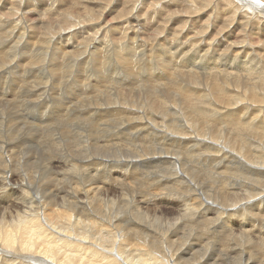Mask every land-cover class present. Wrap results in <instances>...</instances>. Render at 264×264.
Segmentation results:
<instances>
[{"label": "bare ground", "instance_id": "obj_1", "mask_svg": "<svg viewBox=\"0 0 264 264\" xmlns=\"http://www.w3.org/2000/svg\"><path fill=\"white\" fill-rule=\"evenodd\" d=\"M40 1L2 0L0 48L12 43L13 49L9 47L12 52L5 59L3 48L1 73L20 60L26 70L37 69L52 48L57 55L51 53L50 62L56 69L62 68L58 58L87 64L91 60L100 67L113 56L112 63H121L123 73L136 72L139 81L135 85L124 73L128 83L134 82L126 87L124 78H111L114 70H104L94 86L86 85L87 91L81 86L53 109L52 123L71 119L65 123L71 135L74 119L81 122L73 127L77 129L96 113L98 134L90 135L88 144L101 149V156L55 152L56 130H48L41 120L28 130L25 122V131L32 133L23 137L22 121L13 123L8 117V125L0 108V196H6L0 204L10 201L16 186L19 190L13 214L0 212V264H264V240L259 241L264 238V0H53L45 8ZM76 7L81 11L73 13ZM33 9L42 17H32ZM82 12L96 17L88 19ZM105 14L111 15V23L102 19ZM81 21L85 26L80 28ZM128 38L132 40L127 43ZM135 44L142 46L139 52ZM156 52L158 64L153 67ZM160 85L175 98L174 106L160 94ZM36 87L28 86L26 102L43 101L48 95ZM143 88L150 90L154 104L142 100ZM99 121H105L104 128ZM112 131L101 139L103 145L94 142ZM67 133H61L64 141L76 147L82 132L72 141ZM139 140L148 146L142 148L146 143L140 146ZM83 142L78 141L80 146ZM192 148L200 151L198 156L204 151L211 155H202L204 170L190 166ZM157 162L170 164V169L152 178L147 184L151 188L141 183L142 168ZM57 163L63 169L55 170ZM197 172L207 177V186L193 174ZM233 174L241 179L235 175L237 179L230 180ZM150 203L153 212L148 211ZM167 208L175 213L161 218L157 211L164 215Z\"/></svg>", "mask_w": 264, "mask_h": 264}, {"label": "rangeland", "instance_id": "obj_2", "mask_svg": "<svg viewBox=\"0 0 264 264\" xmlns=\"http://www.w3.org/2000/svg\"><path fill=\"white\" fill-rule=\"evenodd\" d=\"M31 1V3L33 2L34 3V1L33 0H30ZM46 1V2H45ZM52 2L53 0H44V1H40V3H38V5H41V7L43 6V8H45V5H47V4H49L48 6H50L51 5V3L50 2ZM45 3V4H44ZM2 4V0L0 1V5ZM37 4V3H36ZM7 7V9L10 7L9 5H7L6 6ZM40 7V11H42L43 10V8H41ZM121 7V6H120ZM119 7V8H120ZM54 8H55V5H54ZM27 9H30V8H26V10ZM6 11V10H5ZM33 15H32V17H34V18H39V17H42V15H36L37 14V12H38V10L36 11V9H33ZM78 11H81V8H79V7H76L72 12L73 13H76V12H78ZM84 17L85 16H87V18L88 19H94L96 16H95V14L96 13H84V12H82L81 13ZM109 16V17H108ZM4 17V16H3ZM3 17H2V19H3ZM2 19H0V21H2ZM102 19H104V21H108V22H112V17H111V15H107V14H105V16L104 17H102ZM107 19V20H106ZM174 19V17L171 19V21ZM81 24L80 25H78V27H84L85 26V23L83 22V21H81L80 22ZM114 23V22H113ZM57 25H59V23L57 24ZM133 27H136V28H139V27H137V25L136 24H133L132 25ZM149 26V25H148ZM175 26V25H174ZM154 28H156L157 26L155 25V26H153ZM153 28V29H154ZM146 29V28H145ZM51 30V27L49 26V28H48V31H50ZM148 31H151V30H148ZM38 32H39V28L37 29V34H38ZM143 32V31H142ZM144 33V32H143ZM153 33V32H152ZM34 34V33H33ZM41 34V33H40ZM40 34H39V36L37 35V39L40 37ZM145 34V33H144ZM83 36H84V34H83ZM11 37H12V34H11ZM166 38V37H162L161 35L159 36V38ZM33 38H34V35H33ZM126 40V42L128 43V42H131V40L128 38V40L127 39H125ZM130 40V41H129ZM137 43H139V42H137ZM11 44L12 43H10L9 45V47H11L10 49L12 50L13 49V45L11 46ZM140 44H142V43H139V45ZM161 44H165V42H161ZM173 44H175V43H173ZM35 45V44H34ZM136 45L137 44H135V51H140L141 50V48H142V46L138 49V47H136ZM36 46H37V44H36ZM9 47H1L0 48V54L1 55H3V51L4 50H6V49H4L3 50V48H7V50L5 51V52H7V53H5V55L6 56H3V57H5V59L8 57V55L10 56V54H11V52L12 51H10V49H9ZM179 47V45L177 44L176 46H175V48L173 49V52L175 51V49L176 48H178ZM74 48V47H73ZM19 49V48H18ZM33 49H35V48H33ZM10 51V52H9ZM21 50L19 49V52H20ZM2 52V53H1ZM137 52V53H138ZM51 53H53V56L54 57H56V55H57V51L56 50H54L53 52H52V48H50V50H49V52H48V54L46 55L47 57L45 58V61L46 62H44V66L43 65H39L38 64V66L37 67H39V68H41L42 69V71L44 72V74L42 73V72H40L41 71V69L39 70V68H37L36 69V67L34 68V67H32V68H30V70H28V68H27V70L25 69V67H24V64H23V62H21V60L20 61H18L17 63H16V65L14 64L13 65V67H11L10 69H12V70H7L5 73H1L0 72V77H2V78H0V103H1V110H2V112L6 115V117H4V121H6V123L8 124V123H10V124H12V119L14 120L13 121V123H15V122H20V121H22V122H20L23 126V130H22V133H21V136H23V137H25L26 135H28V134H30V133H32L31 132V130H29V131H27L31 126L33 127L34 126V124H33V122L35 121V120H41V121H45V126H47V129L48 130H51V129H54V131H55V133H56V137H55V143H54V145L55 144H58V146L56 145V146H54L53 144V146H54V148H55V152H60V153H62V152H64V150H66L64 153H62V154H64V155H66V156H68V155H70V154H72V155H74V156H79V155H81V154H90L91 152L93 153V152H95L94 154H93V156H101L100 155V153H102V150L101 149H96L92 144L90 145V144H88V142H89V136L90 135H94V134H98V132H96L95 130V128H94V125L96 124V117H97V114L96 113H94L93 115H92V119L89 117V119L87 120V121H85V122H83L84 123V128L83 127H76L77 129H74L75 128V124H76V122H80L78 119H74L75 121V123L73 122L72 123V130H74V132H73V134L71 135V134H68L67 132H65V130H66V127H65V123L67 122V121H70L67 117L66 118H64L63 119V121H57V122H55V123H52L51 121H52V119H50V117L54 114L53 113V109H55V107L56 106H58L60 103H62V101H65V99H66V97L65 96H67V99L69 98V97H72V95H74L75 94V90L76 89H78V88H80L81 86H84L83 88H86L84 91H87L88 89H89V87H91V86H94V84L95 83H93V81L94 82H96L97 80H98V76L105 70V72L108 74L109 72H111V71H113L114 70V74L113 75H115V76H112L111 75V78L112 79H119L120 77H122V78H124L126 81H125V83L127 84L126 85V87H129V86H131L132 85V83H134V82H131L130 81V83H128L127 81H129V79H128V77L131 79V77H133L134 78V80H135V85H137L138 84V81H139V79L137 78L138 77V75L136 74V72H135V76L131 73H129V72H126L125 70V72L124 73H126L127 75H128V77L127 76H124V73H123V69H122V67L120 66V64H118L119 66H116L115 64H114V61H113V63H112V60L113 59H110V58H113V56L111 57H109V58H107V60H105L107 63H105L104 65H102V66H100V67H97L91 60H89L88 61V64H87V62L86 63H84V62H82L81 60H79L78 59V61H76V62H70V59L68 60V58H66V57H64V58H61L62 60H60V58H58L57 60L59 61V62H63V61H66V62H63V64H65V65H63V64H59V67H62V68H58V69H56L54 66H52V64L54 63V61H52V63L50 62L51 61V58H50V54ZM177 55H179V53H176ZM175 54V55H176ZM0 55V56H1ZM52 55V54H51ZM157 55H158V52H156V53H154V55L152 56V59H151V64H152V62H153V64H152V66L154 67V66H156L158 63V60H157V58H155V57H157ZM26 55H24L22 58H24ZM153 57L155 58V61H156V63L153 61L154 59H153ZM163 58L165 57V56H162ZM21 58V59H22ZM162 58V59H163ZM31 59V58H30ZM64 59V60H63ZM65 59H67L68 60V64H67V60H65ZM32 60H34V59H32ZM77 60V59H76ZM111 60V63L109 62ZM91 61V62H90ZM48 62H50L51 63V65L48 63ZM82 62V63H81ZM70 63H72V65L70 64ZM69 64H70V69H69ZM77 64V65H76ZM87 64V65H86ZM94 66H92V65ZM110 64V65H109ZM111 64H113V65H111ZM18 65V66H17ZM22 65V66H21ZM48 65V66H47ZM61 65V66H60ZM66 65L68 66V68H66ZM86 65V66H85ZM106 65V66H105ZM108 65V66H107ZM15 66H17L18 68H16ZM51 67V69H52V71L50 70L48 73H47V71L49 70L48 69V67ZM63 66H65V67H63ZM89 66V67H88ZM115 66V67H114ZM15 67V68H14ZM22 67V68H21ZM45 69H44V68ZM49 67V68H50ZM81 67H83V69L85 70V74H84V70L81 68ZM97 69H96V68ZM116 67H118V68H116ZM22 69V70H20V69ZM24 68V69H23ZM48 70H47V69ZM64 68H66L65 70H64ZM79 68H80V70H82V71H79ZM86 68V69H85ZM88 68H90V69H88ZM94 68V70H93V72H91L90 70L91 69H93ZM102 68H103V70H102ZM32 69V70H31ZM63 69V70H62ZM76 69V70H75ZM34 70V71H33ZM73 70V71H72ZM74 70H75V72H74ZM101 70V72H98V71H100ZM172 70V69H171ZM11 71L12 72H14V73H11ZM21 71V72H20ZM22 71H24L23 73H22ZM27 72V74H25L26 72ZM34 72V73H36V75H30L32 72ZM38 71V72H37ZM66 71H67V73H66ZM72 71V72H71ZM77 71H79V72H77ZM88 71V72H87ZM173 71V70H172ZM51 72V73H50ZM53 72V73H52ZM64 72V74L66 75L65 77L68 79V80H66L65 79V77L64 76H61L62 75V73ZM68 72H70V73H68ZM77 72V73H76ZM99 74H98V73ZM29 73V74H28ZM38 73V74H37ZM47 73V74H46ZM50 73V74H49ZM81 73H83L82 74V78L80 77L81 76ZM90 73V74H89ZM97 73V74H96ZM117 75H116V74ZM4 75V76H2V75ZM10 74V75H9ZM19 76V78L17 77V75ZM25 74V75H24ZM40 74H42L41 76H40ZM89 74V75H88ZM119 74V75H118ZM138 74L141 76V77H145V75L143 74V72H138ZM142 74V75H141ZM39 75V77H40V79H38L39 77H36V76H38ZM54 76V79L52 78L53 76ZM68 75V76H67ZM86 75V76H85ZM93 75V76H92ZM95 75H96V77H95ZM170 75V74H169ZM15 76V77H14ZM30 76V77H29ZM46 76V77H45ZM56 76V77H55ZM76 76V77H75ZM92 76V77H91ZM9 77V78H8ZM24 77V78H23ZM26 77V78H25ZM42 77H43V80H42ZM83 77H85V78H83ZM114 77V78H113ZM15 78V79H14ZM27 78H28V80H30V81H28L27 80ZM30 78H32V79H30ZM47 78V79H46ZM50 78V79H49ZM57 78L58 79H60V80H62V78H63V80L62 81H60V80H57ZM77 78H79V79H77ZM23 79V80H22ZM94 79H96V80H94ZM16 80V81H15ZM24 80H26L25 82H26V84H24V83H21V82H23ZM32 80H33V83H32ZM34 80H36L35 82H34ZM37 80H41V82L43 81V83H42V86L39 84V83H41V82H39L38 81V83H36L37 82ZM54 80H56L57 82H55ZM46 81V82H45ZM50 81V82H49ZM63 81H64V84H63ZM66 81H68V82H66ZM11 82V83H10ZM27 82H28V84L29 83H31V85L29 84H27ZM47 82H48V84H47ZM61 82H62V84H61ZM5 83V84H4ZM7 83V84H6ZM46 83V84H45ZM70 83H71V86H70ZM22 86L23 84L24 85H26L27 86V89H29L30 88V86H33V87H36V85L38 86V85H40V86H38V87H36L35 89H37V88H42L40 91H38V92H41V91H43V92H46V93H44V94H47L48 93V95L45 97V98H43V101L41 102V101H33V102H35V103H32V102H30V101H32L33 99L31 98L30 99V101L29 102H26V99H27V97H29L28 96V91H27V89H24L25 87L24 86H22V88H21V86ZM35 86H34V85ZM43 84H45V86L43 85ZM53 84L55 85V86H53ZM59 85V86H58ZM86 85H89V87L88 86H86ZM3 86V87H2ZM8 86V87H7ZM10 86V87H9ZM28 86H29V88H28ZM67 86V87H66ZM69 86V87H68ZM24 87V88H23ZM45 87H47L46 89H45V91H44V88ZM15 88V89H14ZM65 88V89H64ZM17 89H19V90H17ZM70 89H72V90H70ZM14 90H17V91H14ZM67 90V91H66ZM68 90H70V91H68ZM142 90H144V88L142 89ZM158 90L160 91V94H164V96H166V98H167V104L169 105V106H171V105H173L174 106V104H176L177 102L175 101V98L172 96V95H168V94H166V86L165 85H160L159 87H158ZM27 91V92H26ZM58 91V92H57ZM82 91V90H81ZM23 92H25V93H23ZM61 92H63V93H61ZM68 93V94H65V93ZM71 92V93H70ZM146 92V93H145ZM148 92V93H147ZM150 92V90L149 89H146V90H144L143 91V95H148L147 97L149 98H147L146 96H143V98H142V100L144 101V102H146V104H148L149 106L150 105H152V103H153V101H152V99L154 100V96L151 94V93H149ZM164 92V93H163ZM20 94L21 96H18V95H16V97H14L13 95L14 94ZM61 93V94H60ZM64 94V95H63ZM71 94V95H70ZM142 94H141V97H142ZM155 94H157V93H155ZM26 95H27V97H26ZM60 95V96H59ZM63 95V96H62ZM88 95V94H87ZM11 96H13V98H15L14 100L13 99H11L12 101V103L10 102V98H11ZM57 96V97H56ZM149 96H151V98L149 97ZM152 96H153V98H152ZM18 97H19V100H20V98H25V99H22L21 101H19V100H17V102H18V104H16L17 102L15 101L16 99H18ZM62 97V98H61ZM145 97V98H144ZM2 98H4V99H2ZM60 98V99H59ZM63 98H65L64 100H63ZM7 99H9V104L7 103V102H5ZM67 99H66V101H67ZM145 99V100H144ZM147 100V101H146ZM149 100H151V103H150V101ZM8 101V100H7ZM15 101V102H14ZM22 101H24V102H22ZM56 101H57V103H56ZM149 101V102H148ZM84 102H87V99L84 101ZM5 103H6V105H5ZM15 103V104H14ZM20 103V104H19ZM29 103V104H28ZM59 103V104H58ZM7 104L9 105V106H7ZM23 104V105H22ZM154 104V103H153ZM13 107V105H16L15 107H13V108H15V109H13V108H8V107H11V106ZM46 106V108L44 107V106ZM2 106H5V107H7V109L9 110V109H11V110H9L10 111V113H9V115H7L8 114V110L7 109H5V110H3V108H5V107H2ZM20 106H22V108L20 107ZM23 106L25 107V109L26 110H24L23 109ZM43 108H42V107ZM19 107V108H18ZM20 109V110H19ZM47 109V110H46ZM63 109V108H62ZM67 109V110H66ZM65 109V111L66 112H68V107ZM15 110V111H14ZM37 110H39L38 112H40L39 114H38V112H37ZM12 111V112H11ZM16 111H17V113H19V114H17L16 113ZM19 111V112H18ZM24 111V112H23ZM31 111V112H30ZM15 115H14V114ZM69 113V112H68ZM24 116H23V115ZM16 115H18V117H16ZM26 115H27V118H25L26 117ZM45 115V116H44ZM10 116H11V118H10ZM23 116V117H22ZM31 116V117H30ZM33 116H35V117H33ZM48 116V117H47ZM9 117V118H8ZM20 117V118H19ZM22 117V118H21ZM71 117V116H70ZM94 117H95V119H94ZM7 118L8 119H10L9 120V122H8V120H7ZM42 118V119H41ZM165 118H167L168 119V115H165ZM6 119V120H5ZM20 119H22V120H20ZM28 121H27V120ZM91 119V120H90ZM16 120V121H15ZM18 120V121H17ZM25 120V121H24ZM66 120V121H65ZM30 121V122H29ZM65 121V122H64ZM93 123H92V122ZM29 125V127H28V125H26V123ZM64 124H63V123ZM87 122V123H86ZM89 122V123H88ZM100 123H99V125H100V127L99 128H101L102 129V127L103 126H105V124L104 123H102V122H105V121H99ZM6 123H5V125H6ZM30 123H32L31 125H30ZM43 123V122H42ZM47 123H48V125H47ZM50 123V124H49ZM81 123V122H80ZM95 123V124H94ZM52 124V125H51ZM54 124V125H53ZM92 124H93V126H92ZM9 125V124H8ZM28 127L27 128V132L25 131V129L24 128H26V126ZM62 125V126H61ZM91 125V126H90ZM37 127L40 129V128H42V127H44V125H37ZM74 127V128H73ZM91 127V129L89 130V128ZM60 128H62V130H63V132L66 134H68V135H71V141H72V139H73V137L72 136H74V134L78 131V132H82V137H80V138H76V147H74V145L72 144H70V146H69V144H67V141L65 142L64 141V135L65 134H61V133H63V132H61L62 130L60 129ZM83 128V129H82ZM104 128V127H103ZM87 129H88V132H87ZM24 131H25V135H24ZM59 131V132H58ZM91 131V132H90ZM28 133V134H27ZM58 133V134H57ZM91 133V134H90ZM100 134L102 133V131H100L99 132ZM112 133L114 134L115 133V131H112V132H104L103 133V135H102V137L101 138H99V139H97L96 141L94 140V142H98L99 143V145H103L104 144V141L103 140H101L102 138L103 139H105V138H107V137H110L111 135H112ZM58 135V136H57ZM62 137H61V136ZM80 135V136H81ZM150 135H152V134H145V136L146 137H150ZM39 136H42L41 134L39 135ZM60 137V138H59ZM114 137V136H113ZM88 138V139H87ZM61 139H63V140H61ZM85 139V141L86 142H83V143H85L83 146H80L79 145V143H78V141L80 140V141H82V140H84ZM58 140H59V143H58ZM88 140V141H87ZM159 140V138H156V141H158ZM57 141V142H56ZM62 141V142H61ZM102 141V142H101ZM44 143H45V145H46V147H47V141H43ZM141 141L139 140V145L140 146H142L143 144H145V146L143 145L142 146V148L143 147H145L146 148V146H148V143L147 142H141L142 143V145H141V143H140ZM61 143H63V144H61ZM77 144H78V146H77ZM60 145V146H59ZM65 145H68V146H66L65 147ZM59 147L60 148H62V149H60L59 150ZM65 147V148H64ZM74 147V148H73ZM78 147V148H77ZM80 147V148H79ZM84 147V148H83ZM114 147H117V146H114ZM71 148V149H70ZM73 148V149H72ZM75 148H77V149H75ZM82 148V149H81ZM88 148V149H87ZM91 148V149H90ZM69 149V150H68ZM94 149V150H93ZM188 149H190V148H188ZM74 150V151H77V152H72V151ZM85 150V151H84ZM88 150V151H87ZM97 152H96V151ZM174 150L176 151V153H177V149L176 148H174ZM192 150H195V151H193V156L191 157V159H190V166L191 167H194V168H196V169H198L199 167H200V163H202V160H203V158H204V156L206 155V156H211L210 154H208L207 152H202L201 154L202 155H204V156H202V155H200V156H198L199 154H200V151L199 152H196L197 150L195 149V148H192ZM62 151V152H61ZM68 151H70V152H68ZM91 151V152H90ZM100 153H99V152ZM181 151V150H180ZM182 151H184L183 149H182ZM85 152V153H84ZM87 152V153H86ZM196 152V153H195ZM76 153H78V155L76 154ZM91 153V154H92ZM110 154H111V152H110ZM195 154V155H194ZM181 155V154H180ZM198 157H197V156ZM182 158H184L183 156H185V154L184 153H182ZM69 157V156H68ZM195 158V159H194ZM206 162V161H205ZM193 163V164H192ZM57 164H59V165H57V166H55L56 168H54L55 170H60V169H63V164L62 163H57ZM166 164V165H165ZM170 165V164H169ZM167 163H159V162H157V165H153V166H150V168H151V170H150V168L148 167H144V169L145 170H148L149 169V171H147L148 173H145V174H143L144 173V169L142 168V174H141V183L142 184H144V183H146L145 185L146 186H149V187H153L152 186V184H149V185H147L148 184V182L150 183L153 179H159V178H161L162 176H164V175H166V171L168 170V168L170 167ZM193 165V166H192ZM25 166H28V163H27V161L25 162ZM157 166V167H156ZM204 167V168H203ZM206 168V166L204 165V166H202V167H200V169L201 170H204ZM108 169V166H106L105 167V170H107ZM158 169V171H156ZM159 169H160V171H159ZM170 169V168H169ZM164 171H165V173H164ZM228 171L229 170H227L226 171V175H227V173H228ZM195 176H196V178H199L200 180H202V181H204V184H203V186H207L208 185V182L206 181L207 180V177L206 178H204L202 175H201V172H197L196 174L195 173H193ZM224 174V173H223ZM236 176H237V178L238 179H241V177L240 176H238L237 174H235ZM235 175L233 174V177H232V179L230 178V180H233V178H236L235 177ZM18 178L17 176H13V178ZM150 177V178H149ZM157 177V178H156ZM159 177V178H158ZM139 178V180H140V176L138 177ZM153 178V179H152ZM202 178V179H201ZM236 178V179H237ZM150 180V181H149ZM147 181V182H146ZM152 183V182H151ZM151 185V186H150ZM117 186V185H116ZM1 187V186H0ZM1 189V188H0ZM1 191H2V189H1ZM18 187L16 186V189L13 191V193H14V195L10 198V201L9 202H4V203H2V205L0 204V212H1V214L2 213H4V215H5V217L6 216H9L10 214H13V212H11V211H14V207H12L13 206V203H14V201L16 200V198H17V195H18ZM153 192V191H152ZM16 193V194H15ZM110 196V195H109ZM1 197V200H0V203H1V201H2V198H5L6 196H0ZM152 206H153V204H148V207L150 208V209H148V211L149 212H153V211H155V210H153V209H155L154 207L152 208ZM3 207H4V209H3ZM151 208H152V210H151ZM168 209V208H167ZM151 210V211H150ZM169 210V211H168ZM168 210H166L167 211V213L166 214H164V215H161V213L159 212V211H157V213L160 215V216H162L161 218H164V217H166L167 215H169V216H171V215H173L174 213H175V210L174 209H168ZM6 211H9L10 213L9 214H6L5 212ZM14 213H16V212H14ZM10 217V216H9ZM249 221V220H248ZM254 222H252V224H253ZM244 224V223H243ZM251 224V223H250ZM255 224V223H254ZM254 226V228L252 229L253 230V232H255L258 228H255V225H253ZM262 229H264V227L262 228ZM251 230V231H252ZM202 235V234H201ZM202 236H204L205 237V235H202ZM255 236H256V233H255ZM257 237H259L258 235H257ZM211 241H214V238L212 239V238H209ZM264 240V238H261V237H259V241H261V240ZM192 244H193V242H192ZM217 245V244H216ZM224 250H226V251H229V248L228 247H225L224 248ZM258 254L259 253V251L258 250H256L255 249V254ZM255 257H258V255H255Z\"/></svg>", "mask_w": 264, "mask_h": 264}]
</instances>
